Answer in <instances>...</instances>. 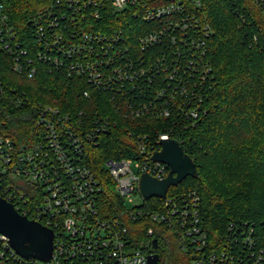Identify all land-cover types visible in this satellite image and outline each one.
I'll return each mask as SVG.
<instances>
[{
	"label": "built area",
	"instance_id": "obj_1",
	"mask_svg": "<svg viewBox=\"0 0 264 264\" xmlns=\"http://www.w3.org/2000/svg\"><path fill=\"white\" fill-rule=\"evenodd\" d=\"M255 1L264 14V0ZM63 2L68 10L58 9L56 14L52 7L39 17L35 34L47 48V53L40 54L44 60H52L57 68H67L84 77L91 89L117 91L123 98L120 110L124 116L146 113L164 117L171 113L167 106L184 109L192 103L196 106L188 115L195 120L207 113L200 104L208 97L215 75L206 61L205 44L212 31L198 13L201 0H57L58 5ZM108 5L113 13H128L150 23L140 37L141 48L151 50L162 45L158 52L148 59L142 57V64L123 55L118 44L123 41L124 30L108 32L94 27L93 22L104 21V7ZM83 7L91 8L88 17L82 13ZM69 12L75 28L64 36L60 23ZM79 16L88 20L87 25L82 26ZM0 45L13 55L16 71L23 68L22 58L27 66L33 63L1 3ZM51 49L58 53L50 56ZM35 74L36 68L32 67L28 77ZM159 75L167 86L154 90L146 86ZM129 93L140 98L151 93L154 101L136 104ZM84 94L90 95L89 91ZM68 116L58 107L43 105L37 120L41 138L24 148L3 133L0 122V196L22 215L33 213L30 219L54 233L53 254L47 262L20 256L8 237L0 233V264H148V256L157 249L154 239L159 242L160 233L166 229L179 237L178 244L188 256V264H264V251L255 243L253 229L231 223L224 237L209 242V235L202 228L201 196L196 190L174 195L168 191L164 198H150L161 199L154 201V207L146 204L150 199L141 191L142 175L148 173L162 180L171 169L152 159L162 148L163 139H175L169 132L154 140L137 136L136 158H111L105 162L114 182L113 190L123 204L118 214L106 212L101 203L106 185L78 152L88 142L97 146L96 132L108 129V125L94 120L93 128L83 130ZM177 141L183 147L182 140ZM138 193L144 202L126 206L125 200L131 201V196ZM136 221L151 225L143 228V224H134Z\"/></svg>",
	"mask_w": 264,
	"mask_h": 264
},
{
	"label": "trees",
	"instance_id": "obj_2",
	"mask_svg": "<svg viewBox=\"0 0 264 264\" xmlns=\"http://www.w3.org/2000/svg\"><path fill=\"white\" fill-rule=\"evenodd\" d=\"M201 2L198 13L206 19L212 31L205 46L206 61L213 69L215 80L208 97L200 104L207 113L195 120L188 115L196 106L193 103L184 109L167 106L171 113L164 117H151L146 113L138 117L124 116L120 110L123 98L117 91L91 89L84 77L68 72L67 68H57L52 60L40 56L47 53V48L35 34L39 17L52 7L56 14L60 12L58 9L68 10L64 2L58 5L57 0H0L10 24L17 30L23 48L29 51L33 61L27 66L22 58L23 68L16 71L13 55L0 45L2 131L18 147L31 146L41 138L37 120L46 103L59 104L60 112L67 113L72 123L83 130L93 128L94 120L106 122L108 129L96 132L98 145L85 143L78 156L106 185L101 203L103 209L112 215L120 213L123 204L113 190L114 182L105 169V162L111 158H136L137 136L146 135L154 140L161 133L169 132L171 138L182 140L184 151L194 159L199 172L196 177L189 176L179 185L170 187L169 195L190 190L198 192L202 228L207 231L210 243L224 237L229 224L233 223L247 230L253 229L255 243L264 251V14L255 0ZM90 9L83 7L82 13L88 17ZM104 13V21L93 22L94 27L98 31L124 30L125 36L118 47L123 55L132 58L131 61L142 64V57L148 59L152 53L158 52V47H162L141 48L140 37L150 23L132 18L128 13H113L111 5L104 7ZM82 16L78 21L82 26L87 25L88 20ZM60 28L64 36L75 28L71 12L61 20ZM57 53L56 49H51L48 54ZM32 67L36 68V74L29 78ZM162 80L159 75L153 84L147 83L146 86L154 90L165 85ZM85 91L90 95L86 96ZM129 95L136 104L154 101L151 93L142 98ZM235 124L238 126L234 127ZM130 133L136 136L133 138ZM154 201L161 199L152 198L146 204L154 207ZM28 216L34 217L33 213ZM137 223L143 224V228L151 225L144 221L134 224ZM178 243L179 237L168 229L160 233L156 249L159 264L190 263Z\"/></svg>",
	"mask_w": 264,
	"mask_h": 264
},
{
	"label": "water",
	"instance_id": "obj_3",
	"mask_svg": "<svg viewBox=\"0 0 264 264\" xmlns=\"http://www.w3.org/2000/svg\"><path fill=\"white\" fill-rule=\"evenodd\" d=\"M162 148L152 159L170 166L168 176L162 180L145 173L141 177L140 188L145 198H164L170 187L179 185L189 176L198 175V167L180 143L175 139H163ZM0 233L8 237L11 247L24 258L50 261L53 254V231L40 222L22 215L6 198L0 196ZM154 247L158 241L154 239ZM159 254L148 256V264H159Z\"/></svg>",
	"mask_w": 264,
	"mask_h": 264
},
{
	"label": "rangeland",
	"instance_id": "obj_4",
	"mask_svg": "<svg viewBox=\"0 0 264 264\" xmlns=\"http://www.w3.org/2000/svg\"><path fill=\"white\" fill-rule=\"evenodd\" d=\"M46 105L51 106V107H58L59 106V104H51V103H46ZM237 126H238V124H235L234 127H237ZM0 164H1V159H0ZM131 199H132L131 201H130V199L125 200L126 206L134 207V206L139 205V204L144 202V198L140 193H138L137 195H132Z\"/></svg>",
	"mask_w": 264,
	"mask_h": 264
}]
</instances>
